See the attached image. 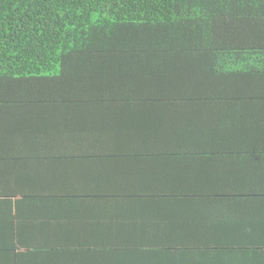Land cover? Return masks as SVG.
<instances>
[{
	"label": "trees",
	"instance_id": "obj_1",
	"mask_svg": "<svg viewBox=\"0 0 264 264\" xmlns=\"http://www.w3.org/2000/svg\"><path fill=\"white\" fill-rule=\"evenodd\" d=\"M246 161L264 0H0V252L76 264L47 238L86 232L89 264H264V208L208 216Z\"/></svg>",
	"mask_w": 264,
	"mask_h": 264
},
{
	"label": "crops",
	"instance_id": "obj_2",
	"mask_svg": "<svg viewBox=\"0 0 264 264\" xmlns=\"http://www.w3.org/2000/svg\"><path fill=\"white\" fill-rule=\"evenodd\" d=\"M220 162L218 164V172L219 175L222 176V185L224 186L223 193H226L229 198L231 199L232 197V199L214 200L213 215L208 216L214 219L217 226L223 225L226 228H230V224L241 223L244 219L247 221L250 220V214L253 213L251 211L255 208H264V200L261 202L255 200L257 197L259 198L261 192L264 195V162L257 168H255V164L249 167L248 161L243 163L234 162L228 168L225 167V164ZM249 168L253 172H251ZM41 220H37L38 223H42L43 221ZM56 226V228H60V226ZM91 238V236H87L86 232L77 235L67 234L62 237L56 236L55 234V236L48 237L46 243L53 244L56 247H66V249H63L64 251L73 252L72 254L74 257L63 259V261H72L76 264H89L92 259L97 258L93 252L95 251L94 239ZM24 254H26V251ZM102 257V254L98 255V258ZM22 262H24V264L32 263L27 257H24V260L19 259L18 253L9 252L6 254L3 250L0 252V264H15ZM43 263L46 264L45 262Z\"/></svg>",
	"mask_w": 264,
	"mask_h": 264
}]
</instances>
